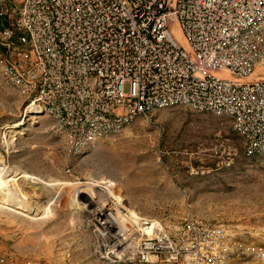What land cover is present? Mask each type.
<instances>
[{
    "label": "rangeland",
    "instance_id": "rangeland-1",
    "mask_svg": "<svg viewBox=\"0 0 264 264\" xmlns=\"http://www.w3.org/2000/svg\"><path fill=\"white\" fill-rule=\"evenodd\" d=\"M21 4L0 6V264H129L94 233L107 208L179 242L200 225L222 236L226 264H264V151L248 152L232 119L187 106L158 105L103 138L71 136L47 108L26 113L39 66ZM240 80H264V61Z\"/></svg>",
    "mask_w": 264,
    "mask_h": 264
},
{
    "label": "bare ground",
    "instance_id": "bare-ground-1",
    "mask_svg": "<svg viewBox=\"0 0 264 264\" xmlns=\"http://www.w3.org/2000/svg\"><path fill=\"white\" fill-rule=\"evenodd\" d=\"M20 24L39 66L26 113L47 108L71 136L103 138L158 105L187 106L232 119L247 151H264V80L240 82L264 61V0H22ZM127 211L103 209L94 226L117 261L226 264L215 231L191 225L179 242Z\"/></svg>",
    "mask_w": 264,
    "mask_h": 264
},
{
    "label": "crops",
    "instance_id": "crops-1",
    "mask_svg": "<svg viewBox=\"0 0 264 264\" xmlns=\"http://www.w3.org/2000/svg\"><path fill=\"white\" fill-rule=\"evenodd\" d=\"M5 2H6V0H0V6L3 7L5 5ZM3 27L5 28V26H3ZM16 51H19L18 48H16V50H14L13 52H16ZM103 142H106V141H103Z\"/></svg>",
    "mask_w": 264,
    "mask_h": 264
}]
</instances>
